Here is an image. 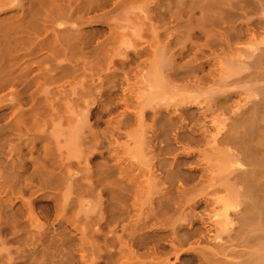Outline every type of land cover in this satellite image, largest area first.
Here are the masks:
<instances>
[{"label": "bare ground", "instance_id": "bare-ground-1", "mask_svg": "<svg viewBox=\"0 0 264 264\" xmlns=\"http://www.w3.org/2000/svg\"><path fill=\"white\" fill-rule=\"evenodd\" d=\"M0 264H264V0H0Z\"/></svg>", "mask_w": 264, "mask_h": 264}]
</instances>
